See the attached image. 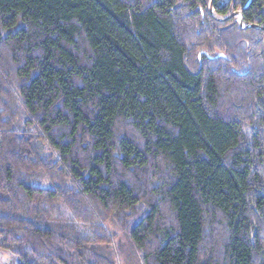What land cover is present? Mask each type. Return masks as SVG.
Here are the masks:
<instances>
[{"label":"trees","instance_id":"1","mask_svg":"<svg viewBox=\"0 0 264 264\" xmlns=\"http://www.w3.org/2000/svg\"><path fill=\"white\" fill-rule=\"evenodd\" d=\"M210 2L0 0L9 264H264V0Z\"/></svg>","mask_w":264,"mask_h":264},{"label":"rangeland","instance_id":"2","mask_svg":"<svg viewBox=\"0 0 264 264\" xmlns=\"http://www.w3.org/2000/svg\"><path fill=\"white\" fill-rule=\"evenodd\" d=\"M119 237L117 238V240ZM123 257L121 255V260L123 264H140L139 259L135 257V255L132 254L131 251H129V248L126 246L124 247ZM11 261L10 254L6 251L0 250V264H9Z\"/></svg>","mask_w":264,"mask_h":264},{"label":"flooded vegetation","instance_id":"3","mask_svg":"<svg viewBox=\"0 0 264 264\" xmlns=\"http://www.w3.org/2000/svg\"><path fill=\"white\" fill-rule=\"evenodd\" d=\"M211 2H213V0H211ZM213 12V10H211ZM232 17H237L238 21H239V25L243 26L242 20H241V16L239 13H234ZM241 21V24H240ZM244 27V26H243Z\"/></svg>","mask_w":264,"mask_h":264},{"label":"water","instance_id":"4","mask_svg":"<svg viewBox=\"0 0 264 264\" xmlns=\"http://www.w3.org/2000/svg\"><path fill=\"white\" fill-rule=\"evenodd\" d=\"M209 9L212 10V2H210ZM231 16H233V15H231ZM240 24H241V21H240ZM251 27L255 28V26H251Z\"/></svg>","mask_w":264,"mask_h":264}]
</instances>
